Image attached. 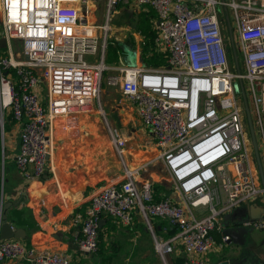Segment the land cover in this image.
<instances>
[{"label": "built area", "instance_id": "obj_1", "mask_svg": "<svg viewBox=\"0 0 264 264\" xmlns=\"http://www.w3.org/2000/svg\"><path fill=\"white\" fill-rule=\"evenodd\" d=\"M129 11L138 16L136 28L125 32L135 65H127L122 52L121 61L108 64V42L118 45L127 38H113L110 20ZM149 11L153 52L166 62L158 67L139 63L137 47L145 43L139 17ZM0 25V39L7 43L6 56H0V129L7 112L19 127L14 163L24 183L53 174L56 142L79 139L82 116L95 108L104 117L108 145L124 156L126 140L111 128L100 102L106 75L107 86L119 84L122 100L150 131L180 196L181 202L156 200L152 184L137 179L145 165L123 162L122 179L101 187L76 219L81 254L98 251L102 216L129 228L137 213L150 229L153 220L174 228L169 241L156 243L163 260L179 246L181 264H209V255L229 241L222 234L223 216L252 198L264 205V186L236 101L240 94L233 87L241 81L252 98L264 179V0H0ZM239 55L243 73L230 69ZM249 226L264 230V220ZM214 233L221 234L219 244ZM0 263L75 264L17 239H0Z\"/></svg>", "mask_w": 264, "mask_h": 264}, {"label": "crops", "instance_id": "obj_2", "mask_svg": "<svg viewBox=\"0 0 264 264\" xmlns=\"http://www.w3.org/2000/svg\"><path fill=\"white\" fill-rule=\"evenodd\" d=\"M123 14L125 20L128 21L129 12ZM117 30H122V28ZM0 50L4 51L0 56L5 57V49ZM117 56V61H108L111 56L110 53H107L106 62L112 64L121 61V54L118 51ZM86 117L87 115H84L81 118V136L79 139L56 142L54 155L51 159L53 174L48 172L39 181L27 184L23 182L14 163L19 148V127L12 120V117L7 112L5 113L2 129H0V216L3 214L6 216L7 223L11 225L14 231L19 230L24 233V238L17 240L39 250L68 256L75 264H135L140 259L136 251L140 250L139 245L144 244V239L140 238L138 232L140 231L138 225L142 222V218L137 213L134 214L133 223L129 228L118 225L109 217L102 216L100 222V236L102 237L99 239L98 251L95 254L86 255L77 250L75 237L80 234V225L76 220L78 215L84 213L90 198L101 187L119 182L123 173V163L116 177H76L73 174L75 172L73 168L58 169L55 167L59 161L58 157L61 156L63 151L61 145H70L84 139L83 128ZM96 126H90L92 129H89V135L99 139L95 136L98 131ZM124 164L130 167L129 164L125 162ZM143 164L145 168L141 172L139 183L148 182L143 180L144 177L157 176L159 179L151 178V184H154V186L152 185L154 198L160 200L166 197L181 202L180 196L173 192L166 171L158 157ZM54 169L56 170L54 171ZM67 169L72 172H68ZM149 173H151V176ZM155 184L164 185L165 187L162 188L161 192L155 193L154 188L157 186ZM251 205L257 206L259 209L264 208L261 203H251L247 207V214ZM4 207H6L5 212L3 211ZM159 222L168 224V222L162 220H153L151 224L153 226ZM171 229L170 237L172 238L175 230L173 227ZM215 234L221 237L220 233ZM137 241H139L138 245ZM129 243L133 248L127 250L125 246ZM216 243L219 244L220 242L216 241ZM220 254L221 250L211 253L208 258L209 264H216L225 260L220 257ZM229 254H235V252ZM172 255H174L175 261L176 259L180 260L178 264L182 263V252L179 246L176 247V252Z\"/></svg>", "mask_w": 264, "mask_h": 264}, {"label": "rangeland", "instance_id": "obj_3", "mask_svg": "<svg viewBox=\"0 0 264 264\" xmlns=\"http://www.w3.org/2000/svg\"><path fill=\"white\" fill-rule=\"evenodd\" d=\"M134 16L135 15L129 13V20ZM95 18L97 21H99V24H103L105 22L104 17H101V12H96ZM151 19H154V15ZM129 20H125V16L123 13L119 14L118 16L112 17V19L110 20V26L113 29V38L116 37L117 39H120L122 38L123 34H126L125 32L126 29H128ZM140 25L141 23L139 21L138 27H140ZM149 25L152 29L150 20ZM119 28H122V30L118 31L117 29ZM1 31L2 29L0 25V33ZM144 35L145 34H142L141 36L142 38H144L145 42L146 37ZM126 36L128 38L129 32L126 34ZM116 46V42H108L107 52L110 53L111 57H113V55L114 57H117L118 46ZM143 46L144 44L140 45V47L138 46L137 50L138 52L139 50H141L140 53L141 56L143 55L144 66L158 67L154 66L156 63L157 54L153 52V46L146 49ZM13 48L19 50V43H14ZM3 52L4 51L0 50L1 55ZM152 56L155 57L152 58ZM157 56L163 57L162 55ZM108 61L111 60L108 59ZM139 63L142 65L141 59ZM230 69L232 72H238V70L241 73L244 72V67L240 55L237 65L236 63L231 62ZM105 76L106 75H104L103 77L101 86L100 102L105 112L107 122L109 123L111 128L116 129L119 132L121 131L122 136L126 140L127 148L125 149L124 156L121 158L116 153V151L108 145L109 137L104 117L97 114L95 108L94 113L88 114L85 118L86 122L83 128L84 139L80 142L71 143L70 145H61L63 151H60H62L63 153L61 152V156L58 157L59 161L57 162V165H55V167L58 169L64 167H67L68 169L73 168L75 171L73 174H75L76 177H116L123 162L129 164L130 167L135 168L143 166V163L155 159L158 156L157 147L155 141L150 135V131L141 125L138 117L134 112V109H132L131 106L124 100H122V98L119 102L117 101V96L119 95V84L115 85L114 87L107 86ZM245 98L249 116L246 114V109L241 95L236 96V101L240 110V115L242 117L243 128L249 138V148L251 151V155H253L254 151L250 135V125L254 130V135L257 142L259 140L258 135L260 134V132L258 131V134H256V118L252 98L248 95ZM89 124L93 126L98 125L96 126L98 131L97 135L95 136L99 137V139L93 138L91 135H89V129H92L90 128L91 125L89 126ZM262 128L264 130V114L262 115ZM55 170L56 169H54V171ZM68 172L72 171L68 170ZM150 174L151 173H149V175ZM151 178L159 179L157 176H151ZM151 178L144 177L143 180L151 183ZM137 179L140 180V177H137ZM152 185L154 186V184ZM155 185H157L154 188L155 193L159 191L161 192V190H163L162 188L165 187L164 185L160 184ZM250 203L259 204V200L257 198H252L246 204L237 205L236 207L231 209L229 213L225 214L223 216V220L221 221L223 234L229 235L230 231L236 229L240 232L242 237L241 243H229L226 244L223 249H221L220 257L224 258L225 260H229L230 262L233 261V259H236V261L234 262L235 264H264V230H259L252 226L245 225V223H249L247 207ZM141 221L140 222L143 224L140 223L138 225L140 230L138 232L140 234V238H142V240L144 239V244L139 245L140 250L136 251V254H139L140 259L135 264H176L174 255L167 254L164 256L163 260L157 252L156 248V243L164 244L169 241V239L171 238L170 236L172 233V226L169 223L161 224L159 222L154 224L153 226L151 225L152 229H150L143 219H141ZM235 225L239 226L235 227ZM139 241L136 242L137 245L139 244ZM125 247L127 250L133 248L130 243L126 244ZM232 252H235V254H229Z\"/></svg>", "mask_w": 264, "mask_h": 264}, {"label": "water", "instance_id": "obj_4", "mask_svg": "<svg viewBox=\"0 0 264 264\" xmlns=\"http://www.w3.org/2000/svg\"><path fill=\"white\" fill-rule=\"evenodd\" d=\"M130 14L131 11H129ZM133 23H129L128 26L130 29H135L137 26V22H138V17L134 16L133 18ZM118 46L121 50V52L125 55V62L127 65L129 66H134L135 65V52L131 49L130 46L126 45L123 42L118 43ZM7 47V43L6 40L4 38L0 39V49H6ZM235 62H236V55L234 57ZM234 91L236 93H239L242 98H243V102H244V106L246 109V114L249 116V111L247 108V103H246V96L244 93V89H243V85L241 81H238L237 83L234 84ZM121 99V96L118 95L117 96V101L119 102ZM250 135H251V140H252V145L254 148V154H255V158H256V162H257V168H258V172L262 181V184L264 186V179H263V174H262V167L260 164V160H259V155H258V151H257V145H256V141H255V135H254V130L252 128V126L250 125ZM4 212L6 211V207H4ZM248 224L245 223V225H252L256 222L262 221L264 220V208L263 209H259L257 208V206L255 207L254 205L249 206V213H248ZM239 225H235V227H237ZM226 236L229 237V241L227 242V244L229 243H236L239 244L242 242V237L241 234L238 230L234 229L232 231H230L229 235L224 234ZM24 238V233L22 231H14L13 228L11 227V225H9L6 221V216L3 214L0 216V239L1 240H10V239H22ZM216 264H232V261H228V260H223L220 261Z\"/></svg>", "mask_w": 264, "mask_h": 264}, {"label": "trees", "instance_id": "obj_5", "mask_svg": "<svg viewBox=\"0 0 264 264\" xmlns=\"http://www.w3.org/2000/svg\"><path fill=\"white\" fill-rule=\"evenodd\" d=\"M153 15H154V13L152 11H149L148 14H143L139 17V21H140L141 25H140V27H138V29L140 30L141 34H145L144 36L146 37V41H145L144 46H143L145 49L153 46V42H154V38H155L154 31L150 28V25H149V20L153 17ZM125 43L128 46L133 47V42L130 38H127ZM118 47H117V51L121 53V51ZM117 57H114V55H113V57H110L109 59L111 61H117L118 60ZM153 57H155V56H152V58ZM140 59H141L142 65H144L143 55L140 57ZM165 64H166L165 59L161 56L156 55V63L154 66H161V65H165ZM174 233H175V231H174ZM213 235H214L216 241L220 242L221 237L219 235H216L215 233ZM101 237L102 236H100V230H99V239H101ZM235 261L236 260L233 259V262H235ZM179 262H180V260L176 259V264H178Z\"/></svg>", "mask_w": 264, "mask_h": 264}, {"label": "bare ground", "instance_id": "obj_6", "mask_svg": "<svg viewBox=\"0 0 264 264\" xmlns=\"http://www.w3.org/2000/svg\"><path fill=\"white\" fill-rule=\"evenodd\" d=\"M54 168H55V167H54ZM157 248H158L159 251H161V249H162V245L157 246Z\"/></svg>", "mask_w": 264, "mask_h": 264}, {"label": "flooded vegetation", "instance_id": "obj_7", "mask_svg": "<svg viewBox=\"0 0 264 264\" xmlns=\"http://www.w3.org/2000/svg\"><path fill=\"white\" fill-rule=\"evenodd\" d=\"M232 264H235V263L232 261Z\"/></svg>", "mask_w": 264, "mask_h": 264}]
</instances>
